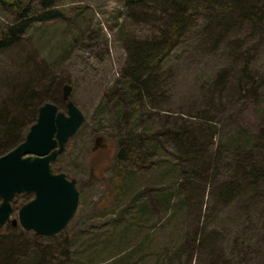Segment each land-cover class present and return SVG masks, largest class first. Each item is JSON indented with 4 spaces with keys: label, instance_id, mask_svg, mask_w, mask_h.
Here are the masks:
<instances>
[{
    "label": "rangeland",
    "instance_id": "rangeland-1",
    "mask_svg": "<svg viewBox=\"0 0 264 264\" xmlns=\"http://www.w3.org/2000/svg\"><path fill=\"white\" fill-rule=\"evenodd\" d=\"M128 3L36 0L17 8L0 0V39L27 15L41 17L50 10L58 15L55 20L32 22L16 36L17 48L0 50V106L11 99L10 83L23 82L34 73L42 77L36 95L41 101L67 111L63 89L71 85V100L86 116L83 127L55 163L58 172L78 183L81 205L77 216L54 237L6 224L0 238L23 244L13 264H33L34 259L38 264H264V186L259 188L261 193L246 189L234 200L220 198L214 186L206 193L178 190L176 203L170 206L164 193L158 194L154 201H159V210L153 212L148 204L153 203L151 194L136 201L139 188L149 192L181 183L184 169L166 164L139 169L140 174L135 175L134 152L129 153L134 148L127 139L134 126L148 131L162 128L169 113L196 123V133L203 131L208 119H215L220 129L216 147L227 144L242 127L251 132L263 128L264 29L252 32L246 24L213 50L210 41L205 43L209 19L205 14L194 17L190 33L162 64L158 94L134 119V97L127 107L118 102L126 88L123 75L133 67L134 37H152L161 22L156 24L151 16L153 6L134 9ZM157 15H161L159 11ZM235 40L241 48L233 44ZM249 58V70L261 86L258 98L248 92L239 94L236 88L244 74V60ZM226 69L233 74L227 90L221 92L217 75ZM20 112L18 109L14 116ZM26 113L19 117L24 123L17 133L25 131L37 115L31 108ZM153 113L157 115L150 117ZM2 128L0 137L5 133ZM1 140L0 148L5 145ZM164 150L159 149L157 158L150 159L163 161ZM121 151L124 157L118 160ZM233 156L224 160L226 165L234 161ZM240 156L242 153L237 159ZM232 169L218 173L217 187L231 179ZM33 198L30 194L15 198L14 219Z\"/></svg>",
    "mask_w": 264,
    "mask_h": 264
},
{
    "label": "trees",
    "instance_id": "trees-1",
    "mask_svg": "<svg viewBox=\"0 0 264 264\" xmlns=\"http://www.w3.org/2000/svg\"><path fill=\"white\" fill-rule=\"evenodd\" d=\"M3 1L7 5L19 8L36 0ZM128 5L134 9L153 6L151 9L156 14L151 16L156 24L158 21L161 22V26L156 25L158 31L152 37L145 40L134 37V46L131 49L133 67L130 73L123 75V80L127 81L124 84L126 88L123 90V95H119L121 98H118V102L126 103L124 106L127 107L130 106L129 98L134 97V119L143 108H146V104L152 101L151 98L155 99V95L158 94L162 64L169 59L181 39L190 33L194 17L205 14L209 19L205 28V32L209 31L206 35L208 40L205 43L210 41L213 50L216 46L219 47L223 40L229 38L231 32L246 24L250 25L252 32L264 29V25H262L264 23V0H129ZM208 10L212 13H208ZM158 11L161 15H157ZM57 18L58 15L52 10L47 11L41 17L32 18L27 15L18 27L1 37L0 50L17 48L19 39H16V36L27 30L32 22H46ZM9 33V38H7ZM238 43L236 40L233 42L239 49L242 44ZM244 62V74L237 81L236 88L239 94L248 92L258 98L261 89L260 83L257 82L256 75H252L249 70L250 58ZM232 74V69H226L217 75L216 85L221 88V92L227 90ZM41 80L40 75L33 73L23 82L18 80L10 83L11 99L6 105L0 106V126L3 127L2 131L5 130V133L0 137V140L4 139L1 142L5 144L0 148V156L22 143L30 127L36 122L39 108L45 103L36 96ZM37 100L40 101L39 104ZM35 102L36 104H34ZM30 108L37 113L34 121L26 124L23 128L25 131L17 133L24 123L20 118L26 115ZM18 109L21 112L19 116L15 117V111ZM156 115L153 113L150 114V117ZM166 115L162 128L148 131L147 129L139 130V127L134 126V133L127 136L130 141L129 146L134 148V151L129 152H134V174H140L138 173L139 169L158 168L168 164L169 167H172L171 169H184L182 173H184L185 179H182L181 183L159 187L156 190L150 189L149 192L139 188L136 201L144 200L145 195L151 194L153 203L146 201L154 212V210H159L158 199V203L154 201L158 194L164 193L167 204L170 206L172 203H176L175 198L178 196L176 194L178 190L183 194L191 189H199L206 193L209 187L214 186V189L220 193V198L226 200L237 199L246 189L261 193L259 188L264 186V158L261 157V152L264 154V127L253 132L242 127L234 132L227 144L216 147L215 143L218 140L220 129L219 123L215 119H208L207 123H203L205 124L203 131L199 129V132L196 133V128L194 129L196 123L180 115L171 113ZM159 149H165V159L152 161L150 157L156 156L157 158L156 152ZM234 149L237 150L231 153V150ZM241 153L242 156L237 159ZM234 154L237 155L236 158L233 156ZM229 155L234 157V161L226 165L225 162ZM123 157L124 153L121 151L117 159L122 160ZM224 160L226 161L224 162ZM230 167L233 168V176L223 183V186L217 187L218 173ZM160 201L163 202V198L160 197ZM9 239L6 236L0 238V264H13L16 255L23 248V244L20 245L18 241ZM46 252L49 250L44 253L46 254ZM35 261L34 259L33 264H38ZM48 264L54 263L49 262Z\"/></svg>",
    "mask_w": 264,
    "mask_h": 264
},
{
    "label": "water",
    "instance_id": "water-1",
    "mask_svg": "<svg viewBox=\"0 0 264 264\" xmlns=\"http://www.w3.org/2000/svg\"><path fill=\"white\" fill-rule=\"evenodd\" d=\"M72 91L71 85L64 86L67 111L52 102L43 104L24 141L0 156V228L11 223L38 236L54 237L77 216L81 205L78 183L55 169L69 141L86 122L83 111L71 100ZM22 194L34 198L21 206L14 219L13 202Z\"/></svg>",
    "mask_w": 264,
    "mask_h": 264
},
{
    "label": "flooded vegetation",
    "instance_id": "flooded-vegetation-1",
    "mask_svg": "<svg viewBox=\"0 0 264 264\" xmlns=\"http://www.w3.org/2000/svg\"><path fill=\"white\" fill-rule=\"evenodd\" d=\"M56 169V168H55Z\"/></svg>",
    "mask_w": 264,
    "mask_h": 264
}]
</instances>
